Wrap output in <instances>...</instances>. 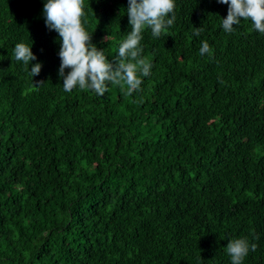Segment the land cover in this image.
<instances>
[{
	"label": "trees",
	"instance_id": "obj_1",
	"mask_svg": "<svg viewBox=\"0 0 264 264\" xmlns=\"http://www.w3.org/2000/svg\"><path fill=\"white\" fill-rule=\"evenodd\" d=\"M44 2L0 0V264H230L239 237L257 244L243 264H264V35L224 32L216 0H174L167 32L143 33L140 91L67 93ZM127 7L84 0L109 61ZM19 42L43 64L38 89Z\"/></svg>",
	"mask_w": 264,
	"mask_h": 264
},
{
	"label": "clouds",
	"instance_id": "obj_2",
	"mask_svg": "<svg viewBox=\"0 0 264 264\" xmlns=\"http://www.w3.org/2000/svg\"><path fill=\"white\" fill-rule=\"evenodd\" d=\"M216 2L228 6L227 17L221 18L224 32L230 34L236 30L234 25L251 21L253 29L264 35V0ZM174 8V0H128L126 12L130 31L119 43L115 58L109 61L105 51L92 43V34L86 31L84 0H45L43 17L46 27L59 36L58 56L61 63L58 75L63 81V91L70 93L78 87L81 91H92L100 97L109 91V85L119 86L129 96L140 91L142 77H148L152 68L149 59L143 55V33L150 29L154 38L165 34L175 22ZM82 17H85L83 23ZM195 29L194 34L199 36L203 29ZM110 38L108 36L105 39L109 41ZM198 54H212L207 40L201 41ZM12 59L22 63L23 71L32 78L33 87L38 89L45 85L42 80L33 81L34 77L40 75L43 64L32 63L38 59L32 51V44L16 43L12 49ZM256 248L257 244H250L246 237H239L229 240L224 250L230 257V264H243L249 251H255Z\"/></svg>",
	"mask_w": 264,
	"mask_h": 264
}]
</instances>
